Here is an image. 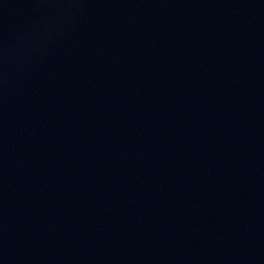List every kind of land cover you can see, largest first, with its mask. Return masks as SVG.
<instances>
[{"label":"water","instance_id":"95a60500","mask_svg":"<svg viewBox=\"0 0 264 264\" xmlns=\"http://www.w3.org/2000/svg\"><path fill=\"white\" fill-rule=\"evenodd\" d=\"M0 264H264V0H0Z\"/></svg>","mask_w":264,"mask_h":264}]
</instances>
